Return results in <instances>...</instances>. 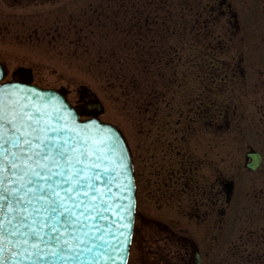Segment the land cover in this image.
<instances>
[{"label":"rangeland","instance_id":"374dc122","mask_svg":"<svg viewBox=\"0 0 264 264\" xmlns=\"http://www.w3.org/2000/svg\"><path fill=\"white\" fill-rule=\"evenodd\" d=\"M56 2L30 8L16 26L0 27L2 82L17 71L39 86L64 90L72 102L85 94L89 105L101 106L93 108L100 119L121 129L138 186L128 264H183L195 251L179 244L190 239L202 264H264V0H230L243 28L232 43H190L188 35L164 44L177 48V67L169 68L165 60L145 80L150 88L139 82L129 91L121 83L143 77L129 61V71L109 76L103 56L114 52L108 41L117 37L87 28L84 11L101 0ZM219 25L224 31V22ZM75 36L82 41L76 43ZM250 148L263 155L256 172L244 167ZM229 179L235 187L232 206L223 215L211 214L212 207L219 209L212 203L220 196L218 186ZM159 222L189 240L167 244Z\"/></svg>","mask_w":264,"mask_h":264},{"label":"snow or ice","instance_id":"6c2138e0","mask_svg":"<svg viewBox=\"0 0 264 264\" xmlns=\"http://www.w3.org/2000/svg\"><path fill=\"white\" fill-rule=\"evenodd\" d=\"M117 143L106 152L39 101L0 89V264L98 261L112 227Z\"/></svg>","mask_w":264,"mask_h":264},{"label":"water","instance_id":"95a60500","mask_svg":"<svg viewBox=\"0 0 264 264\" xmlns=\"http://www.w3.org/2000/svg\"><path fill=\"white\" fill-rule=\"evenodd\" d=\"M4 75L3 67L0 64V81ZM8 85H17L19 91L7 88ZM0 89H5L6 92L13 91L18 99L26 97L29 101H39L51 116H59L78 135L85 139L90 138L97 146L103 144L106 152L113 140L118 141L117 150L109 156L111 167L115 169V183L112 187V196L108 197L109 203L112 205L111 211L108 213V223L112 227L105 230L110 233L105 236L108 247L102 250L103 254L98 258V261L88 258L84 264H126L134 225L135 186L131 154L122 133L116 127L98 120L80 121L75 108L57 90L42 89L29 83L20 82L0 84ZM93 121L95 124L92 123ZM247 156L252 159L247 167L255 170L261 162L260 154L253 152ZM100 191H104L103 186ZM129 205L132 207L130 213L128 212Z\"/></svg>","mask_w":264,"mask_h":264},{"label":"flooded vegetation","instance_id":"af4514ba","mask_svg":"<svg viewBox=\"0 0 264 264\" xmlns=\"http://www.w3.org/2000/svg\"><path fill=\"white\" fill-rule=\"evenodd\" d=\"M110 2L112 5L116 4L117 8H123L126 11H137L144 12L147 11L154 12V17H152L151 25L149 29L151 33H153V29L158 28V18L161 16V13L165 12H175V11H194V12H204L205 10H209L210 12L221 11L225 13V17L227 14H231L230 3L228 0H103ZM102 1V2H103ZM55 4L56 0H0V27H12L16 26L17 23L24 22L25 17L30 10V8L45 4ZM201 17L202 15H198ZM235 17V15H234ZM149 21V20H148ZM203 21L205 25L207 22L202 19H197V23ZM147 23V18H146ZM165 26L164 24H162ZM179 33V32H178ZM182 33V32H181ZM182 39V37H180ZM180 39V40H181ZM164 42L167 39L161 37L148 36L144 41L147 42ZM17 73V71H16ZM16 73L12 74L13 79L24 80V78L19 77ZM32 81L31 78H29ZM80 113L84 116H90L95 114V110H93L94 105H89V101L85 99L83 95L76 99L74 102ZM224 187V188H223ZM225 189L224 184H220L218 186V194L219 197H215L212 199V203H218L219 209L213 208L211 210V214H213V210L218 211L221 215L225 214L228 208L232 206V200L229 196L224 195L226 192H223ZM224 195V196H222ZM209 221L203 219V223L207 224ZM165 231L168 233L166 236L167 240H173L178 236V233H175L174 229L165 227Z\"/></svg>","mask_w":264,"mask_h":264},{"label":"trees","instance_id":"16d2710c","mask_svg":"<svg viewBox=\"0 0 264 264\" xmlns=\"http://www.w3.org/2000/svg\"><path fill=\"white\" fill-rule=\"evenodd\" d=\"M115 50L120 49L121 53H119L120 56H117V52H111L110 56L103 55L107 60V67L109 69L108 72H110L109 76H114L115 78L125 71H129V66H127L129 61L131 65V69H134V71L137 72V76H142L144 81L141 80V78H134L132 80L131 84H139L137 82H140V84H146L145 80H147V72L151 66H153V63H156V67H160L161 59H156V61H151V59L147 58V56H144V54H147V44L145 43H127L122 45H113ZM127 52H132V57L130 58L127 56ZM111 57V58H110ZM100 61L98 60L97 63ZM116 69V72L114 71ZM115 72V74H114Z\"/></svg>","mask_w":264,"mask_h":264}]
</instances>
